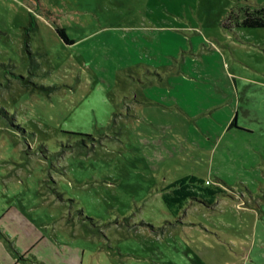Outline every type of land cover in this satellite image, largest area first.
<instances>
[{
	"label": "rangeland",
	"instance_id": "rangeland-1",
	"mask_svg": "<svg viewBox=\"0 0 264 264\" xmlns=\"http://www.w3.org/2000/svg\"><path fill=\"white\" fill-rule=\"evenodd\" d=\"M263 3L0 0V264H264Z\"/></svg>",
	"mask_w": 264,
	"mask_h": 264
},
{
	"label": "trees",
	"instance_id": "trees-1",
	"mask_svg": "<svg viewBox=\"0 0 264 264\" xmlns=\"http://www.w3.org/2000/svg\"><path fill=\"white\" fill-rule=\"evenodd\" d=\"M228 19L226 26L264 27V3L256 7L246 6L243 9L242 16H233L231 12ZM33 22L34 18H31L30 23L32 24ZM56 31L66 43H74V39L69 36L65 27L57 26ZM24 43L23 48L25 49L27 48V41L25 40ZM235 123L236 120L234 119L231 125L235 126ZM207 181L209 182L207 183ZM210 183V180L200 178L194 174H188L166 185L163 189L162 197L167 207L177 212L187 205L190 200H202L197 196L198 193L201 195L205 194L211 199L221 194H226L222 187ZM206 202L211 203L210 200H206Z\"/></svg>",
	"mask_w": 264,
	"mask_h": 264
},
{
	"label": "crops",
	"instance_id": "crops-1",
	"mask_svg": "<svg viewBox=\"0 0 264 264\" xmlns=\"http://www.w3.org/2000/svg\"><path fill=\"white\" fill-rule=\"evenodd\" d=\"M234 120V119H233ZM233 120L232 121H229V124H228V127H227V129H230V128H232V127H235L234 125H231L232 124V122H233ZM249 134H250V132H248ZM190 174H193V173H190ZM188 175V174H187ZM194 175H196V174H194ZM196 176H198V175H196ZM198 177H200V178H204V179H206V180H210L211 182L213 181L212 179H210V178H208V177H201V176H198ZM210 184H213V183H210ZM168 185V184H167ZM220 187H221V185H219ZM220 196V195H219ZM225 197V196H224ZM216 198H218V196H216V197H214L213 199H211V198H208L207 196H206V199L207 200H210L211 202L212 201H214V200H216ZM217 202H219V200L217 201ZM242 243V242H241Z\"/></svg>",
	"mask_w": 264,
	"mask_h": 264
},
{
	"label": "built area",
	"instance_id": "built-area-1",
	"mask_svg": "<svg viewBox=\"0 0 264 264\" xmlns=\"http://www.w3.org/2000/svg\"><path fill=\"white\" fill-rule=\"evenodd\" d=\"M209 181H207V183H208Z\"/></svg>",
	"mask_w": 264,
	"mask_h": 264
}]
</instances>
